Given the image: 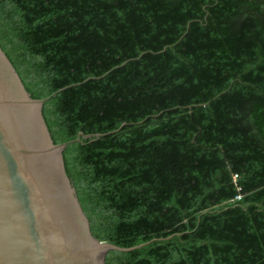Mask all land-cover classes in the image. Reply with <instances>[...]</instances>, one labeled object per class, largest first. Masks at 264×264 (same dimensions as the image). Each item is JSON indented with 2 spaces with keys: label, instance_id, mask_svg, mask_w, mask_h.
<instances>
[{
  "label": "trees",
  "instance_id": "obj_1",
  "mask_svg": "<svg viewBox=\"0 0 264 264\" xmlns=\"http://www.w3.org/2000/svg\"><path fill=\"white\" fill-rule=\"evenodd\" d=\"M0 46L34 98L77 83L55 143L126 123L63 150L95 237H164L106 264H264V0H0Z\"/></svg>",
  "mask_w": 264,
  "mask_h": 264
},
{
  "label": "water",
  "instance_id": "obj_2",
  "mask_svg": "<svg viewBox=\"0 0 264 264\" xmlns=\"http://www.w3.org/2000/svg\"><path fill=\"white\" fill-rule=\"evenodd\" d=\"M75 84L32 97L0 46V264H106L110 250L130 251L164 238L122 247L92 234L63 150L81 137L91 141L126 123L55 143L43 104Z\"/></svg>",
  "mask_w": 264,
  "mask_h": 264
},
{
  "label": "built area",
  "instance_id": "obj_3",
  "mask_svg": "<svg viewBox=\"0 0 264 264\" xmlns=\"http://www.w3.org/2000/svg\"><path fill=\"white\" fill-rule=\"evenodd\" d=\"M236 177V174L235 175H233V178H235ZM240 196L239 195H236L235 196V198H239Z\"/></svg>",
  "mask_w": 264,
  "mask_h": 264
}]
</instances>
